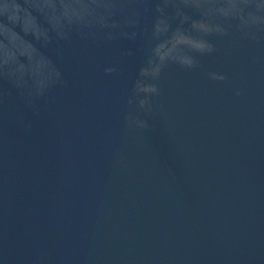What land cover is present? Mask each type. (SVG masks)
<instances>
[{"label":"water","instance_id":"water-1","mask_svg":"<svg viewBox=\"0 0 264 264\" xmlns=\"http://www.w3.org/2000/svg\"><path fill=\"white\" fill-rule=\"evenodd\" d=\"M154 4L135 38L45 42L41 12L0 44L62 77L32 104L0 79V264H264V43Z\"/></svg>","mask_w":264,"mask_h":264},{"label":"clouds","instance_id":"clouds-1","mask_svg":"<svg viewBox=\"0 0 264 264\" xmlns=\"http://www.w3.org/2000/svg\"><path fill=\"white\" fill-rule=\"evenodd\" d=\"M140 6L141 0H0V44L13 35H32L29 25L41 12L48 17L50 25L45 42L54 37L58 42L67 43L73 31L90 42L98 36L135 38V31L124 28L139 25ZM154 14L157 17L154 30H158L161 20L174 19L181 24L190 22L194 30L205 35L224 36L236 32L242 40L264 43V0H155ZM192 43L197 51L213 50L206 40H193ZM153 54L158 56L159 50H154ZM147 63H154L153 56L148 57ZM182 63L186 67L194 66L191 58H185ZM114 70L105 69L106 73ZM158 74V66L151 72L141 69L142 76ZM0 79L18 89L28 104L43 96L51 86L62 83L61 75L51 70L34 72L29 77L24 64L16 63L3 48H0ZM156 91L154 87L137 83V94ZM140 103L143 106L144 101Z\"/></svg>","mask_w":264,"mask_h":264}]
</instances>
